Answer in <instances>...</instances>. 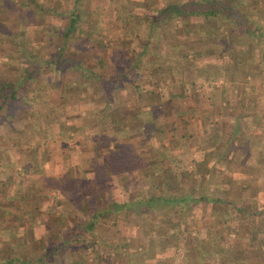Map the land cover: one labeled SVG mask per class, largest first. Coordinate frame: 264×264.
I'll list each match as a JSON object with an SVG mask.
<instances>
[{
	"label": "trees",
	"instance_id": "16d2710c",
	"mask_svg": "<svg viewBox=\"0 0 264 264\" xmlns=\"http://www.w3.org/2000/svg\"><path fill=\"white\" fill-rule=\"evenodd\" d=\"M19 1L21 6L28 5L44 13L49 8L39 0ZM71 1V7L62 11L67 22L59 28L46 29L48 35L51 32L55 35L52 37L56 41L55 51L32 50L29 53L33 61H37L36 73L25 70L29 65L25 56L23 59L27 64L21 61L23 65L18 64L19 71L15 75L7 76L0 70V123L7 124L8 130L14 132L11 122L14 120L11 118L14 105L23 106L22 98H33L41 88L42 85L35 84L36 91H27L37 79L39 67L49 66L54 72L74 69L77 94L84 99L83 95L91 93L90 99L81 102L97 101L99 105L100 116L96 115L99 122L89 133L93 150L91 161L82 169L85 174H91L78 176L67 171L57 176L43 174L42 183H46L49 190L41 196L47 197V203L42 208L38 207L36 198L30 200L33 209L25 210L29 222L21 233L4 222L8 214H13L11 205L14 203L2 204L1 200L0 264H176L175 255L182 245L181 258L189 263H201L202 260V264H235L234 258L244 254L247 243H252L256 249L254 253L263 255L264 260V187L258 186V197L253 198L244 189L252 186L255 179L246 178V185L238 186L237 194L232 197L230 191L233 189L227 186L231 176L226 174L230 169L225 170L226 179H214V175H219L215 171L219 167L218 158H227L230 153L227 146L231 141L229 136L218 134L212 139H199L193 148L198 154L187 153L189 156L185 155L183 161L184 155L173 156L169 149L170 143H181L183 138L174 141L173 137H168L167 141H162L166 132L158 124L164 117L163 102L185 97L184 90H177V83L183 77L176 75L177 66L185 67L186 76L194 81L196 68H202L194 59L198 55H226L229 57L227 64L237 63L245 75L261 71L258 60L250 56V46L264 41V0H167L156 3L148 13L146 10L151 6V0L124 3L112 14L120 19L122 29L125 28L119 41L128 40L126 50L135 54L124 58L119 65H111V68L103 57V50L115 45L106 39L103 20L92 15L103 13L82 8V0ZM2 2L0 0V4ZM55 11L60 12L58 7ZM24 13L19 16L21 23L16 30L0 16V59L5 62L9 58V46L18 45L19 40H23L24 23L30 21L33 11ZM104 14L107 18L111 16L109 12ZM175 20L182 26L175 27L171 48L183 53L171 57L165 50V54L161 52L163 49L156 38L165 35L166 22ZM212 23L217 24L215 32L212 27L208 31L202 30ZM127 31L131 34H126ZM180 34H184L188 41L183 42ZM210 43L219 45L218 49H212ZM236 44L243 46L238 48ZM22 45V50L19 46L17 48L24 54L23 48L27 45ZM188 50L192 51L194 58L187 55ZM259 56H264L261 45ZM133 71L145 73L150 88L135 83L131 76ZM209 72L207 77H211V70ZM165 88L166 92L163 91ZM123 89L133 97L132 104L124 102L117 106L114 93L122 99ZM171 110L178 114L186 112L178 105L170 106ZM130 126L142 131L141 142H131L130 139L134 138L129 132ZM107 127L111 130L103 132ZM118 129L122 139L115 133ZM11 132H0V139L11 141ZM142 146L150 153L142 155L139 152ZM8 148L12 147H0V170L3 173L0 175V192L7 190L5 184L13 182L7 172L13 170L22 176L36 168L40 171L43 162V158L34 157L33 168L24 164L17 171L4 161ZM184 148L180 149V154ZM3 167L8 170L1 169ZM120 173L126 178L122 179L123 191L118 192L113 180ZM191 176H197L195 184L183 185V181ZM234 179L238 180L236 175ZM30 196L37 197L34 193ZM6 197L10 201L15 199L10 195ZM201 205L202 208L210 206V212H214L216 218H210V224L201 228L199 237L195 234L191 237L194 210ZM101 228L111 229L112 236L105 237L99 232ZM221 236L225 237L223 242L219 241ZM207 255L212 256V262H203ZM240 257L244 260L239 264H260L255 256Z\"/></svg>",
	"mask_w": 264,
	"mask_h": 264
},
{
	"label": "rangeland",
	"instance_id": "374dc122",
	"mask_svg": "<svg viewBox=\"0 0 264 264\" xmlns=\"http://www.w3.org/2000/svg\"><path fill=\"white\" fill-rule=\"evenodd\" d=\"M2 1V4H0V16L5 19L6 24L14 28V30L18 29L20 26L21 22L19 16H23L25 14L24 12L33 11L32 7L28 5L21 6L19 0ZM39 1L46 6L56 4V6L60 7L61 11L59 10L60 12L54 14L47 13L43 16V21L40 14L37 15L33 13L30 19L31 22H23L26 24L24 26V40L32 43L23 48L24 54H21L20 50L17 48L19 46L22 50V44L9 46V58H6L7 61L5 62L0 59V70L7 76H13L16 72L18 73V64L23 65L22 62L24 65L27 64L23 56L27 58L29 64L25 70L27 72L36 73L37 61L34 62L33 59L29 57V54H25V52H27V47L31 51L38 50L42 52L43 50L45 52L47 49L49 50V46L47 47L44 46L45 44H39V40L44 38L46 25L51 24L57 27L67 22V16L65 13L63 14L62 11L71 7V0ZM132 1L133 0H82V8H87L88 11L89 9H97L99 13L108 14L109 12V15L111 13L109 18H107L105 14L100 15L98 13H92L93 18L103 20L102 25L106 34V39L109 43L115 45L114 47L103 50V57L106 58V62L110 68L111 65H119L124 58H130V56H134L135 54L134 52L128 53L126 50L129 46L128 40L124 38V42L119 41V35L125 28L122 29L123 25H121L120 19H117V17L112 14V11H115L119 6ZM150 2L151 6L146 10L147 13L156 3H164L167 2V0H153V2L151 0ZM250 2L252 5L255 4L252 1ZM143 11L145 12V9ZM141 19L143 20V18ZM41 22L43 25H41L42 27L39 25ZM171 22L169 23L168 21L164 24L163 32H165V35L159 36L156 39L160 44V48L163 49L161 52L165 54L166 51L167 56L170 55L172 57L173 55L175 56L176 53L183 52L180 49L171 48L170 41L175 27L180 28L182 23L177 20ZM211 27L215 32L217 24H207L202 30L208 31ZM126 34L131 33L127 31ZM180 35L184 42L187 38L184 37V34ZM50 36L53 37L55 35L51 32ZM19 38L20 37H18V39ZM238 41L239 40H237L236 43H238ZM241 41H243V39ZM259 43L252 45V47L250 46V48H252V54H250V56L252 55L253 59L258 60L261 71L249 73L248 75H245L244 70L241 69L237 63H230V65H228L227 60L229 57L226 55L221 57L218 54L204 53L202 56L198 55L194 58V56H192V51L188 50L187 55L194 58L197 66L202 68H196L195 80L191 81V79L186 76L187 69L177 66L176 75H183V77H181L182 79H179L177 83V90H184L185 97L177 100L172 99L170 102L165 100L163 102L165 106L164 117L160 119L162 121L158 122V124L162 125V131L166 132L162 141H167L168 137H173L174 141L177 140L175 138H183L182 141H186L185 143L176 141L175 144L172 142L170 143L171 145H169V149L172 151L171 153L173 156L176 155L177 157L179 155H184L182 156L183 161L190 153H195L193 155H196V153L198 154V151L193 148L196 142L198 143L199 139H212L218 136V134L229 136L228 138H230L231 141L227 146H229V150L231 149L230 153L227 158H218L219 167L218 169L216 168L215 171H217L218 173L216 174L219 175H214V179L215 177H218V180L224 179L226 177L225 170L230 169L226 174H230L231 176V179L229 178L230 183H227V186L229 189H233L231 191L229 190L232 197L237 194L236 192L239 189L238 186L246 185V178L255 179L251 182L253 184L252 186H245L246 188L244 189L249 195L252 194L253 198H255V196L256 198L258 197V186L264 187V56H259V45L264 48V41H260ZM257 44L259 45L257 46ZM236 45L238 48L243 46L239 44ZM211 46L214 50L219 47V45L214 44H211ZM39 68L37 79L33 80L27 87V91H36L37 88L35 86L37 84L42 85V89L38 88L39 90L35 92L33 98H22L23 106L19 103V106L17 104L14 105V115L11 117L14 119L11 121L14 126V132H11L10 129L8 130L7 124L0 123V132H11L9 136L11 141L8 140V142H5L0 139V147L4 145L12 147L6 150L8 155L4 154L3 157L5 159L4 161H6V163L8 162L13 169L19 171L24 164L33 168L35 165L34 157L43 158L40 171H38L39 168H36L35 171H28L27 174L22 176H18L17 172L13 170H11V173L7 172L6 175L12 177L13 182L5 184L7 190L0 192V201L2 200V204L14 203L11 205L13 206V214H8L6 218L7 221L4 222L10 223L12 230H17L19 233L26 230L25 224L29 222L25 210H30V208L31 210L33 209V201L30 202V200L36 198L35 201L38 202V207L42 208L47 203V197L41 196L45 195V192L49 190L45 185L46 183H42L43 174L56 176V174L58 175L67 171L70 174L75 173L78 176H90L91 172L85 174L82 169L91 161L93 150L92 137L89 133L94 130V127L97 126L96 123L99 122L96 120V115L100 116L97 110L99 106L97 101L92 103L90 101L86 103L81 102L90 99L91 93L87 96L83 95L84 99L77 94V87L74 83L76 71L74 69L65 70L64 72H59V70H57L54 72L52 71L53 68L49 66H42ZM210 70L211 77H207L208 74H210ZM135 72L136 71L131 72V76L134 78L135 83L138 82L141 86L146 87L145 89L150 88L146 74ZM163 91L166 92L167 89L165 88ZM126 92L127 90L123 89V93L121 94L123 96L122 99H119L118 95L114 93L117 106H121L124 102L128 105L132 104L131 99L133 97ZM177 105L186 110V112L178 114L172 110L169 111L170 106ZM23 120H26V122L24 123ZM130 127L131 129H129V132L132 135L131 137L134 138L130 139L131 142H141L140 140H143L142 131L135 126ZM110 130L111 128L107 127L103 132ZM115 133L122 139L119 129L115 131ZM224 139L226 140L225 137L223 140ZM20 140L23 141L22 144L19 143ZM154 140L157 141L158 139ZM63 142L66 144H63ZM185 145H188V147L184 148ZM182 148H184V151L180 154V149ZM219 149H221V147H219ZM139 152L142 155L150 153L144 146H142ZM10 165L9 167H11ZM1 169L8 170L4 167ZM218 170L221 171L219 172ZM0 175H3L2 170H0ZM234 175L237 176L238 180L234 179ZM123 177L126 178L125 175L121 173L119 176L114 177L113 182L118 192L123 191ZM196 178L197 176H191L189 179L183 181V185L189 187L191 186L190 184H195ZM101 179L104 181L103 177H101ZM240 179L242 181H240ZM30 193H34L37 197H31ZM7 195H10V197L14 196L15 199L10 201L6 197ZM246 195L247 194H244V196ZM247 199L248 198L245 200ZM209 207L210 206L202 208L201 205L194 210L193 218L195 219V223L192 224L193 229L190 231L191 237L194 234L199 237L201 228L204 229L210 224V218L215 220L216 214L210 212ZM233 216L234 214H232V217ZM228 221L229 220H224L223 222ZM111 231V229L106 228L99 229V232L105 237H111ZM229 235L231 236L232 233ZM219 238V241L223 242V238L225 237L221 236ZM182 246L177 249L174 259L176 264H202V260L201 263H189L188 261L182 260ZM217 246L218 245H215V248H217ZM244 249V254L240 253L234 258L235 264H239L244 260L240 255L255 256L257 261H260V264H264L263 255L254 253L256 249H254L252 243L245 244ZM203 262H212V256L207 255Z\"/></svg>",
	"mask_w": 264,
	"mask_h": 264
},
{
	"label": "crops",
	"instance_id": "0c3cea01",
	"mask_svg": "<svg viewBox=\"0 0 264 264\" xmlns=\"http://www.w3.org/2000/svg\"><path fill=\"white\" fill-rule=\"evenodd\" d=\"M56 7H58V6H56V4L55 5H51V6H49V8H48V10H46L45 11V13L43 12V11H39V10H33V13H36L37 15L38 14H40L41 15V19H42V21H43V16H45L47 13H49V14H54V13H58V11L56 12L55 11V8ZM50 8H53V10L54 11H52V9H50ZM33 9V8H32ZM31 9V10H32ZM58 9L61 11V9H60V7H58ZM33 13H32V15H33ZM31 15V16H32ZM31 22V21H30ZM40 26L42 25V22H41V24H39ZM43 26V25H42ZM41 26V27H42ZM56 26V25H55ZM55 26H52L51 24H47L46 25V29L47 28H57V27H59V26H57V27H55ZM38 28H39V26H38ZM49 38L50 39H52V37L50 36V34L48 35V33H47V31L46 32H44V38L42 39V40H39L40 41V43L39 44H45L44 46H49L50 47V49H52L51 51H55V40L54 39H52L53 41H50L49 40ZM20 39V38H19ZM21 43L20 44H24V45H27V46H29L28 44H31L32 42H28V41H25L24 40V38H23V40H19ZM23 41V42H22ZM54 46V47H53ZM52 47V48H51ZM50 49H49V51H50ZM48 50V49H47ZM27 52H25V54L27 55V54H29L30 52H31V50L27 47V50H26ZM29 57H30V54H29ZM59 175V174H58ZM56 176H57V174H56Z\"/></svg>",
	"mask_w": 264,
	"mask_h": 264
}]
</instances>
